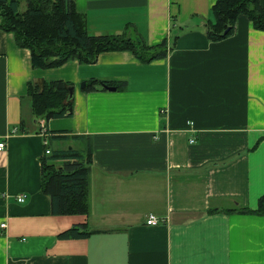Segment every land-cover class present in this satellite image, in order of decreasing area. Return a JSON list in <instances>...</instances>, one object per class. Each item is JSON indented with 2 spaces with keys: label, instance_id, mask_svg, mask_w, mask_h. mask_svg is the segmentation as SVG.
<instances>
[{
  "label": "crops",
  "instance_id": "crops-1",
  "mask_svg": "<svg viewBox=\"0 0 264 264\" xmlns=\"http://www.w3.org/2000/svg\"><path fill=\"white\" fill-rule=\"evenodd\" d=\"M214 1L71 0L89 34L165 39L149 62L110 50L34 67L0 30V264H264V31L238 14L209 41ZM54 80L72 86L55 106L70 115L45 120L33 94ZM88 143L87 212H51L41 166ZM70 228L86 234L58 236Z\"/></svg>",
  "mask_w": 264,
  "mask_h": 264
},
{
  "label": "trees",
  "instance_id": "trees-1",
  "mask_svg": "<svg viewBox=\"0 0 264 264\" xmlns=\"http://www.w3.org/2000/svg\"><path fill=\"white\" fill-rule=\"evenodd\" d=\"M21 1L25 3L23 11L18 9ZM210 12L213 21L203 23L209 41L231 35L238 14L245 15L253 28L264 31V7L260 6L258 0H215ZM80 19L71 0H0V30L11 33L16 46L28 49L34 67H56L67 60L90 63L99 52L110 50H128L141 62L165 56V39L148 46L142 40L134 41L119 35H92L85 30ZM90 83H85L82 90H93ZM68 86L69 83L61 80L44 84L41 92L33 94V111H42L45 120L70 115L69 101L55 108L60 101L57 96H64ZM85 154L86 157L73 150L52 153L49 158L60 159L59 167L49 166L46 171L41 166L40 188L49 196L51 212H87L89 143L86 144ZM256 211L264 214V206ZM84 234L70 228L58 236L81 237Z\"/></svg>",
  "mask_w": 264,
  "mask_h": 264
},
{
  "label": "built area",
  "instance_id": "built-area-1",
  "mask_svg": "<svg viewBox=\"0 0 264 264\" xmlns=\"http://www.w3.org/2000/svg\"><path fill=\"white\" fill-rule=\"evenodd\" d=\"M189 142L190 143L192 142V139L191 138L189 139ZM43 144H44V146H46L47 145V140L46 141L44 140L43 141ZM2 148H3V143H0V150ZM47 153H49V150L48 149H45L44 154H47ZM15 200L17 202H22L24 200V194H18V195H16ZM144 223L146 225H156L157 224V219L154 217V215L148 214L147 217L144 220ZM4 226H5L4 223H0V227H4Z\"/></svg>",
  "mask_w": 264,
  "mask_h": 264
},
{
  "label": "water",
  "instance_id": "water-1",
  "mask_svg": "<svg viewBox=\"0 0 264 264\" xmlns=\"http://www.w3.org/2000/svg\"><path fill=\"white\" fill-rule=\"evenodd\" d=\"M37 86H38L37 88L39 90H41L42 89V82H39V84ZM83 86H84V82H81L80 83V87H83ZM101 86H102V88H104L106 90H114V88H115L114 86H109V85H105V84H102ZM71 96H72V86H68L67 87V96H66V99L67 100L70 99Z\"/></svg>",
  "mask_w": 264,
  "mask_h": 264
}]
</instances>
